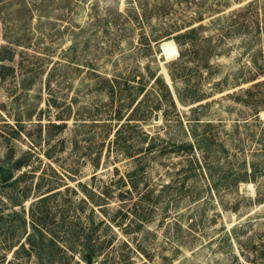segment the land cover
I'll list each match as a JSON object with an SVG mask.
<instances>
[{"label":"rangeland","instance_id":"1","mask_svg":"<svg viewBox=\"0 0 264 264\" xmlns=\"http://www.w3.org/2000/svg\"><path fill=\"white\" fill-rule=\"evenodd\" d=\"M0 63V264H86L69 235L100 250L92 264H264V108L237 99L264 80V0H0ZM170 71L203 106L158 104L150 74L174 92ZM130 97L138 118L158 108L126 124ZM192 132L201 149L175 152ZM50 188L40 234L32 202Z\"/></svg>","mask_w":264,"mask_h":264},{"label":"trees","instance_id":"2","mask_svg":"<svg viewBox=\"0 0 264 264\" xmlns=\"http://www.w3.org/2000/svg\"><path fill=\"white\" fill-rule=\"evenodd\" d=\"M197 29L196 27H192L188 32H185L181 35H178L177 37H175L176 40H179V38H184L187 37L189 34L196 32ZM177 42V45L180 46L182 44L181 42ZM200 48L202 47L201 44ZM184 55L181 53L180 56L178 57V59L174 62L178 65H182V68H180L179 71L182 72V69H185V64L186 61L189 60L188 58H184ZM210 55H202L201 57L197 56L196 59H194L195 61V67L199 68L200 70L202 68H206V66H208V58ZM173 63V64H174ZM0 68H5V64L4 63H0ZM257 74V75H256ZM260 73H255V75H252L250 77H246L243 81L247 82V81H253L255 80L256 76H258ZM152 76V78H154V81L157 84H160L159 87V92L161 100H157L158 104H161V101L164 100L166 101L171 107L176 108L175 105V98L181 103V104H193V103H199L200 101H202L205 96L202 93H199L196 88L193 87H189L188 85L183 87V88H179L177 87L176 81L178 80V73H173L170 71L169 75L170 78L172 80V84H173V90L169 87V85L167 83L164 82L163 77L161 75H152V73L150 74ZM0 76L4 77V74L0 72ZM264 85V80H258L256 82H253L250 86L242 89V95L237 96V99L239 98L240 102L243 103V105L249 107L252 111V113L257 114L259 109L264 108V90H260V87ZM142 85L138 87V92L142 93L144 92V90L142 89ZM258 88L259 92H255L253 89ZM109 91H110V95L113 98V94L116 93V90L119 91V87H116L113 83L109 84L108 87ZM132 89V88H131ZM130 90V89H129ZM245 95V96H244ZM242 96V97H240ZM138 98H132L130 97V99H128V103L126 108H128L130 110L129 114L127 115V121L126 124H131L133 122H136L137 120H142V121H146V116L149 113H152V111L157 110L158 105H155V107H152L150 105L147 106V108L145 110H143V115H141L140 118H138L137 116V112L139 111V108L141 107V105L145 102V100H143V98L139 99L137 101ZM160 101V102H159ZM136 102V103H135ZM203 106L202 103L197 104L195 107H191L190 111L193 112L195 111L197 108ZM155 114V113H154ZM122 114L118 112V117L116 119L121 120L122 119ZM115 116V115H114ZM177 117H180V115L177 113L176 114ZM197 119V118H195ZM180 121V118H179ZM136 124V123H133ZM131 126H135V125H131ZM190 129L191 128V125ZM192 136H193V140H189V141H185L180 143L179 145H177L176 147H174V151L175 152H181V153H185V154H190L191 152H193L194 149H201V147L198 144V137L192 132ZM152 148V146H148L147 150H150ZM31 154L30 152H27L26 154L22 155L17 161H15L14 163V167L15 168H19L23 165H28V160ZM48 157L50 155H47ZM254 168H253V164H252V170L250 172H248L246 169H244L241 173H237V175L232 176V182L234 184H237L238 182H247L249 180H254ZM236 176V177H235ZM129 178V177H128ZM122 180V179H121ZM123 182V181H122ZM125 184V183H123ZM133 185V183H131ZM214 186L215 183H213ZM54 188H50L47 189L45 192L43 193H39L37 195L36 200H34L32 202V213H30V218L32 219V229L34 232H40V234H42L41 231V225L42 223V213H39V211H37V207L47 201L50 197H52L55 193L51 192L53 191ZM54 193V194H53ZM104 199H102L103 201ZM106 204V202H102V203H96V205H104ZM91 212H94V209L91 208ZM105 212V211H104ZM141 223H139L140 226ZM48 233L50 234V242H54V237H56V233L53 231H48ZM80 238V237H79ZM28 241H30V237L27 238ZM69 241L71 242L68 246H66V250H67V256H69L70 259H73L74 255L76 253H79L81 249L78 248V246L83 247V253L81 252V256L84 253H89L92 257H97L99 255L100 250L95 247V245L93 243H91L90 238H86L85 241L84 240H80L78 239L76 236L73 237L71 235H69ZM36 242L33 240V236H32V248L35 246Z\"/></svg>","mask_w":264,"mask_h":264},{"label":"water","instance_id":"3","mask_svg":"<svg viewBox=\"0 0 264 264\" xmlns=\"http://www.w3.org/2000/svg\"><path fill=\"white\" fill-rule=\"evenodd\" d=\"M120 1V0H116ZM158 116L155 113L154 114V120H157ZM14 176V172L11 168L5 167V166H0V180L1 182L5 183L9 180H11ZM81 259L86 263V264H92L93 257L89 253H84L81 256Z\"/></svg>","mask_w":264,"mask_h":264},{"label":"bare ground","instance_id":"4","mask_svg":"<svg viewBox=\"0 0 264 264\" xmlns=\"http://www.w3.org/2000/svg\"><path fill=\"white\" fill-rule=\"evenodd\" d=\"M162 50H163V54L166 57H169L172 55H177V53H178L177 48L172 41H167V42L163 43L162 44Z\"/></svg>","mask_w":264,"mask_h":264}]
</instances>
